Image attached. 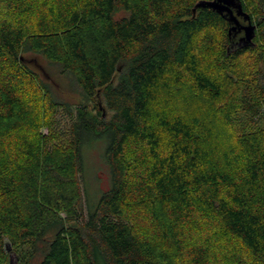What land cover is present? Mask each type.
<instances>
[{
  "label": "trees",
  "instance_id": "obj_1",
  "mask_svg": "<svg viewBox=\"0 0 264 264\" xmlns=\"http://www.w3.org/2000/svg\"><path fill=\"white\" fill-rule=\"evenodd\" d=\"M200 1L0 0V264H264V0H240L239 47ZM25 47L91 107L53 100ZM165 79L198 116L151 110ZM95 141L110 185L85 204Z\"/></svg>",
  "mask_w": 264,
  "mask_h": 264
},
{
  "label": "rangeland",
  "instance_id": "obj_2",
  "mask_svg": "<svg viewBox=\"0 0 264 264\" xmlns=\"http://www.w3.org/2000/svg\"><path fill=\"white\" fill-rule=\"evenodd\" d=\"M122 15V13H119L117 18ZM212 39L215 40L214 49L217 50L218 48L220 54L223 43L222 34L216 31V33H213ZM199 42H195L194 44L195 51L199 56L203 55L201 60L204 64H202L208 67L214 63L211 60L213 54L208 48H204L205 45ZM20 59L28 69L38 76L53 100L70 105L71 107L88 105L73 78L67 73H62L59 65L47 61L40 53L30 51L26 47L23 49ZM214 65L216 64L214 63ZM163 82L167 83L169 91H162L158 94V100L151 107L153 112H162L169 115L182 113L185 119H190L195 115L198 116L196 110L199 108V105H196L198 104L196 101L190 100L192 93L188 91V86H178L176 88L169 79H165ZM177 90L185 93L183 99L180 97L174 98ZM88 107L90 108L91 106L88 105ZM57 119L60 128L64 130L68 126V120L62 114H59ZM42 132L46 133L45 130ZM96 142L85 146L83 151L85 167L84 174L81 176V185L85 204L91 193L95 191L98 195L101 192L107 191L110 185L107 166L101 160L105 147ZM92 144L94 145L92 146ZM40 260L41 256L37 255L32 264H39Z\"/></svg>",
  "mask_w": 264,
  "mask_h": 264
},
{
  "label": "water",
  "instance_id": "obj_3",
  "mask_svg": "<svg viewBox=\"0 0 264 264\" xmlns=\"http://www.w3.org/2000/svg\"><path fill=\"white\" fill-rule=\"evenodd\" d=\"M195 8H208L223 19L227 20L230 25L228 30L229 37L231 35L235 36L237 32L242 31L243 35L235 43L236 46L252 45L256 26L251 23L248 14L243 11L240 0L200 1L195 5ZM239 19L242 20V23Z\"/></svg>",
  "mask_w": 264,
  "mask_h": 264
}]
</instances>
